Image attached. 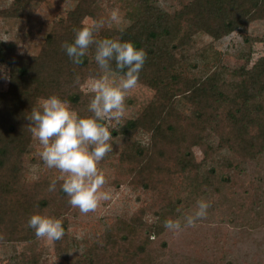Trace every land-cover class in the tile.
<instances>
[{
	"label": "trees",
	"instance_id": "trees-1",
	"mask_svg": "<svg viewBox=\"0 0 264 264\" xmlns=\"http://www.w3.org/2000/svg\"><path fill=\"white\" fill-rule=\"evenodd\" d=\"M31 1L0 7V19L25 17ZM72 1L36 54L20 53L17 40L0 38V73L7 79L4 85L0 78V245L17 252L23 244L14 264H43L44 251L33 244L38 237L27 226L30 215L39 212L63 221L64 236L52 240L54 264H147L150 245L167 231L165 219L181 218L198 199L264 155V52L257 55L264 38L248 31L253 21L264 19V0H186L174 10L161 0H131L127 25L104 23L96 33L131 40L147 52L138 83L151 88L153 97L136 117L122 116L109 129L125 140L112 184L131 186L148 198L129 218L86 222L90 230L81 238L70 231L73 206L61 189L63 180L32 148L28 119L51 94L68 100L80 115L90 114L93 94L82 85L105 70L94 60L95 45L74 64L62 44L73 41L74 30L87 18L100 20L99 0ZM234 31L242 35L233 53L240 61L230 65L223 61L229 50L219 53L213 44ZM199 33L212 40L194 49ZM111 72L122 74L115 62ZM51 180L55 191H49Z\"/></svg>",
	"mask_w": 264,
	"mask_h": 264
},
{
	"label": "rangeland",
	"instance_id": "rangeland-1",
	"mask_svg": "<svg viewBox=\"0 0 264 264\" xmlns=\"http://www.w3.org/2000/svg\"><path fill=\"white\" fill-rule=\"evenodd\" d=\"M184 1L186 0H161L160 4L174 10ZM12 2L13 0H0V7H7ZM73 4L72 0H33L24 10L25 17L7 22L0 19V38L17 40L20 53L36 54L55 21L62 18ZM131 7V0H99L95 4L99 18H103L105 24L120 28L130 22L128 12ZM114 10L118 13L116 21L111 19ZM85 21L92 22L89 18ZM248 31L264 38V19L253 21ZM241 37L240 32L234 31L213 44L219 53L229 50L223 57L224 63L239 64L240 59L233 53L238 48ZM211 40V37L204 33L195 35L194 49ZM257 49V55L263 53L264 44L257 43ZM102 74L110 80L118 81L121 78V75L107 70ZM0 78H3L5 85L7 79L2 73ZM92 79L88 78L82 85L84 90H89ZM153 94L151 88L138 83L126 95L123 116L136 117ZM105 120V126L108 128L116 123L112 119ZM124 141L123 137L112 135V150L98 163V168L105 176L103 189L110 194V198L101 201L94 211L82 213L73 207L69 212L70 231L77 238L85 236L90 230L86 222L94 223L98 218L113 215L129 218L143 204V198H148L143 191L131 186L116 188L112 184ZM211 141L215 139L212 137ZM32 148H42L36 137ZM194 151L200 159V149L195 147ZM54 174L60 177L65 175L56 168ZM203 199L211 202L207 216L200 219L194 227H184L177 233L167 230L156 238L144 255L147 264H264V155L260 160L248 162L242 171L232 176L230 182L221 185L217 191L208 193ZM195 208L196 205L184 215L192 213ZM58 212L59 209L56 210V213ZM183 216L179 218L181 221ZM33 244L44 251L43 264H54L52 240L37 238ZM22 248L23 244L17 245L15 252L9 244L0 245V264H14V256Z\"/></svg>",
	"mask_w": 264,
	"mask_h": 264
},
{
	"label": "clouds",
	"instance_id": "clouds-1",
	"mask_svg": "<svg viewBox=\"0 0 264 264\" xmlns=\"http://www.w3.org/2000/svg\"><path fill=\"white\" fill-rule=\"evenodd\" d=\"M117 16L114 10L111 19L116 21ZM103 25V18L84 24L74 30L73 41L64 42L62 47L74 64H80L89 46L95 45L94 60L99 68L112 71L115 62V68L122 72L121 78L110 80L101 74L91 80L89 90L93 95L88 105L89 115H80L68 100L51 94L39 101L28 116L30 130L42 146L40 158L48 168L65 174L58 177L63 180L61 189L69 197L68 203L82 213L94 211L101 201L110 198L103 189L105 176L98 168V163L112 150V131L103 121H121L126 95L137 86L147 57L146 50L131 40L119 36L97 38L96 33ZM55 189L56 180H51L49 191ZM210 207V201L198 199L195 210L184 215L183 221L167 218L164 227L173 233L194 227L207 216ZM27 226L38 238L59 240L65 234L61 218L39 212L30 215Z\"/></svg>",
	"mask_w": 264,
	"mask_h": 264
}]
</instances>
